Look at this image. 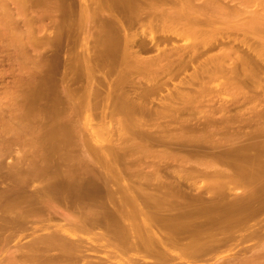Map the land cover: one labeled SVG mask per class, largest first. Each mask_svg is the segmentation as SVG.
<instances>
[{
  "label": "rangeland",
  "instance_id": "obj_1",
  "mask_svg": "<svg viewBox=\"0 0 264 264\" xmlns=\"http://www.w3.org/2000/svg\"><path fill=\"white\" fill-rule=\"evenodd\" d=\"M113 4H114V0H0V119L3 120V122L0 121V135H1L0 140H2V142L0 141V147H1L0 148V165H1L0 170L2 169L0 171V192L7 195V196H5L3 194V196H2V193H0V195H1V197H0L1 202L0 203H2V205L0 206V225H1L0 226V238H1L0 242L1 241L2 242L0 244H2V243H3V245L6 243L8 244L4 249L0 248L2 250V255L0 256V258L5 262H7V259H6L7 255H8L7 252H9L11 250L10 248H14L17 244L18 245L20 243L22 244V243L26 242L27 240H29L30 238H34L36 236L46 234L47 232H49L50 230H52L54 228V227H51L54 224L55 225L62 224L63 225L62 229L66 230L68 232H72V231H69L71 229L70 226L73 229L75 228L73 226V224L72 225L70 223L65 224L63 218L60 217V215H58L57 213L53 212L54 209L52 208V205L50 203L51 200L49 199V201H48V198L51 197V199H52V198L61 197V195H63V193H61V195H60L58 193H60L61 191H58V193L56 191H54V194L57 193L58 195L56 194L53 196V192L52 191L49 192L52 188H53V190L65 189V190H62V192L65 191L64 194H66V192H68L69 197H71L73 194L72 197H73V199H75L76 197H79V196L82 197V194L84 192H87V191H88V193L90 192L89 194H91V193L95 194L96 193L95 196H98V194H99V192L103 186V189L101 191L105 192V190H107L109 192V194L111 193V196H112V194H113V196L116 195L115 200H113L114 197H112V200L115 202L117 201V203H113V201L112 200L111 201H112L113 205L117 204L115 206H117V209L119 208L118 211L120 214H118V215H119L120 219L122 217L124 218L125 216H126L125 218H127L129 216L131 217V216H133V213H135L134 217L136 218L138 215V218L136 220H139V218L141 219V214H138L139 212H137V211H139V210L134 208L131 205V203H129L128 194H127L128 192L125 190L127 188L128 184L132 185L134 183L133 185L135 186V189L137 190L136 187L141 185L140 182L142 183L141 186H146V185L154 186V185H156L155 183L159 184L160 181H158V179H160V178H163L161 180L164 184H166L167 182H170V181L175 183L176 179H178V177H179V180H177V181H179V182L182 181L180 183H181V185L183 183V185H182L183 189L182 190L185 189V191H183L184 193H186V194H191V193L197 194L198 193L200 195L202 194V195L206 196V198H207L211 192L210 190H212V188H213L212 186H214V183H215V185H217L216 184L217 182L214 181L213 183L211 182V184H210V179L209 178L206 179L205 178L206 176H204V174L201 173V171L205 169V166H206L205 170H209V169L211 170V169L217 167V165H220V164H217L219 162L217 159H215L216 157L214 159L217 160V162L214 159H212L213 158L212 156H209V155L205 156V154L203 153L205 151L207 153L209 150L212 149V147L208 146L209 141L210 140L216 141L217 138L218 139L220 138L219 139L220 141H218V142L222 141L224 144H226V143L232 144V142L233 143L238 142L241 144L242 143L247 144L250 141H253L255 136H257L261 133H262L263 139H264V129H263V127H264V93L261 92L260 93V94H262L261 96L251 97V92L253 93V90L251 89L250 81L246 82L247 86H244L245 83L242 85L240 84L239 88L243 86L242 87V89L244 91L243 92L242 89L239 90V88H238L239 84L234 86V84H230L229 82H227V80H229V79H226V78H228V76L227 75L224 76L225 74L223 72L222 73L224 75L221 73L222 76H220L221 75L220 74L219 76L217 75L213 79H209L208 74H202V75L200 74L202 76L201 78L198 75V78H200L199 80L198 79H194V80L189 79V75L194 71H202L205 69L212 70L214 68L213 67V64H214L213 60H214V62L218 61L217 63H220L221 65L223 63L222 67L225 68L226 70L228 69V71H230L232 66L239 65V64H241V66H242L247 61L253 59L254 54L250 50L245 49L244 47H241L240 45L237 44V41L241 37V34H239V38H237V41L235 43L233 42L234 37H236L235 32H234L235 34L233 32H231L230 35L226 33L225 36L229 35V37L225 38L223 40V38L220 35L225 30L222 29L223 27H222V25H220L219 30L220 29H222V30L216 34L217 38H216V41L214 42L215 43L214 47L211 49H207V50H201L197 56L192 57L191 62H189L188 59H186V62L188 63L187 66L185 68L178 69V70H180L178 72V70L176 68L177 66H175L176 62H178L180 55H182V53L184 51H185V54L183 55V57H186L187 56L186 51H188L189 49L192 50V46L195 45V40L193 41L194 37L192 35H190L189 33H183L182 34L183 36L181 35V33H178L181 31L180 28L178 29V27H180L178 25L180 22H178V24L176 22V24L178 25V27L177 26L175 27L176 30H178V31H176L178 33L177 37H174L175 35H173L172 30L168 31V30H170V28H168V27H171L173 22L172 23L165 22V25L167 26V30H165L162 33L160 28H161V23H163V22H160L159 18L158 19L156 18L158 20V22H156V20L154 19L155 22H152V23L156 24L155 25L156 27L153 25V29L155 28V30H156V34H155L156 38L161 39L160 44H159L160 47L165 48L164 55L166 56V59L163 60L162 62H159V64L161 63L160 65L154 64L152 66L153 68H151L150 70H147V68H146V70H142V71H144V73L142 71H139L142 74L138 73L140 75L137 74V76L135 74L136 71L138 72V69H135L136 66H134V65L128 66L126 68L128 70L127 75L124 77V79L120 80L119 79L120 77H117V74H116L117 73L116 71H118V70H112L111 72H107L103 67L104 64L102 65V63H100L101 61H99V59L102 56H104V55L106 56V55L111 54V52L114 48V42L117 38H118L117 40H119V43L118 42H115V43L118 44L119 46L121 45L120 42H122V40H125V38H127L128 36L130 38H132L135 41L132 52H134L136 49H138V45L141 46V44H144L147 50L140 52L141 53L140 55L146 59H156L157 52L155 51V49L152 48V45L149 42V36H150L149 33L147 31H144L145 25L147 26L146 29L149 28L147 25L149 22H147L145 20L146 18L142 19L143 22H136L135 24H134V22H128V20L130 19L129 18V16H130L129 7H127L124 2H123V6L119 7L121 10V17L124 21L121 23L124 26H126L128 29H127V32H125V34H126L125 35L124 30L120 26H118L119 32L121 33V35H119L120 33H117L116 22H110V14L113 11L112 8L114 7ZM158 26H159V28H158ZM209 28H210V26L205 25L203 27V30H206V29L209 30ZM120 38H122V40H120ZM173 46H175L176 49H178V50H177V52L170 53L169 49H171V47H173ZM257 52H258V54H260L264 57V51L261 48H258ZM228 54H231V56ZM223 55L226 56L227 59L225 57H224V59H222ZM28 56L31 57V58L29 57V60L26 59V57H28ZM38 56L40 57L39 60H38ZM84 56L85 57L87 56L89 59V62H90V67H88V70H87V66L85 69V65H84V61H83ZM167 56H168V58H167ZM233 56H235V57H233ZM34 57H35V59H37L36 61H35ZM169 58L175 64L174 65L175 68L173 67V69H174L173 71L177 70L178 73L175 72L176 75L170 76V74H172V73L174 74V72L169 73L167 71L168 66H169L168 62L170 61V60H168ZM31 59H33L34 61ZM225 59H226V61H229V65H228V62L224 61ZM67 60L70 61L69 66H70L71 76H66V75H68V72H67L68 70L67 69L64 70V68H63L64 63ZM230 60H231V62H230ZM232 61H233V63H232ZM131 67H134V68H131ZM130 69H131V71H130ZM132 69H134V70L132 71ZM239 69L240 68H238L237 72L240 74L242 72L239 71ZM129 71H130V73H128ZM64 72L66 75L64 74ZM133 72H135V73H133ZM151 72L158 73L159 76H161L158 79L159 83L158 82L149 83V82L145 81L144 78L147 75H149V73H151ZM86 74L88 75V79H87L88 82L85 79ZM130 74H133L134 77ZM129 75H130L131 80L129 79ZM60 76H61V78H59ZM119 76H120V74H119ZM127 76H128V78H127ZM169 76L171 77V79ZM63 77H64V81H63ZM132 78H134L135 81ZM60 79H62V81L64 82V85H65V83H67L66 85L68 86L70 93L72 91V93L75 94V96L78 95L77 97H75V96H72L73 94H71L73 102H74V100L76 101L75 102L76 105L72 109L74 111H76L77 113L80 111V113L77 114V115H79V117L76 115L77 118L72 117L74 113L71 114L72 115L71 117L73 118V119L71 118V120H70V121H72V125H70L71 127L66 128L63 125L62 121L61 120H60L61 122L59 121L60 118H66L64 116L65 114L62 115V113H64V112H61V111H63V110H61V111L59 110V109H62L63 107H61L59 105L60 100L58 98H55L54 103L58 100L59 104H57V105L61 107V108L60 107L58 108V106H56L58 109H56V107H55V110H59L57 112H59V113L61 112V114L60 115L58 114V116H57V118L60 116L58 119H56L58 122L57 124L59 125L61 123L62 125H60V127H59V126H57V124L55 122L51 121V124L50 123L49 124L52 128L50 127L51 131L49 132V130H47L45 128V127L49 128L48 126H46V124H47L46 123L45 127H44V125L42 127L43 128L42 132L43 131L45 132V134H44L45 137H44L42 132H41V136L40 137L38 136L39 139L42 138V136L44 138H46V135H47L46 132L47 131L49 133V135H48L49 138H51V136H53V138H52L53 141H52V139H48V138L46 141V139L43 138V140L39 142V139H38L40 146H42L39 149L40 153L42 154V150H43L47 153V155H49V156L51 155V157H54L53 160L50 159L51 162L49 163L48 158H51V157L47 156L46 154H42L44 158H45V156L47 157V161L41 159L42 155L39 152H36V148L34 149L32 146L35 144L32 143L31 141H29L30 139H32L31 138L32 135H30L28 133L29 131L27 129V125H26L27 123L25 122V120L34 117V116H32V114L27 109V108L32 107V106L34 108L38 106L37 108L41 109V111H40L41 114L44 112V113H47L49 115V113L46 111L52 110L51 107H49V106H51L53 104L51 103L49 105V103L52 102L53 100L51 97H49V99L51 98L52 101L50 100V102H48L49 99L47 98V101H45L44 100L45 97H44L43 98L44 104L47 103L49 106L47 104L44 105L42 100H41L42 98H40V97L44 96L42 94L45 93L44 90L46 91V88L43 91H41V90H42V88H44L46 86L49 89L53 88V90H54V86L58 87V84L63 83L62 81L61 82L59 81ZM187 79L190 82V84L186 83V82H188ZM206 79H209V80L207 81ZM203 80L205 81V83L204 82L201 83ZM58 82H60V83H58ZM180 82H184V83L182 84ZM226 83H227V85H225ZM237 83H239V82H237ZM38 85H40V86H38ZM62 85H59L60 88L62 87ZM35 86L37 87V89L38 88L39 89L37 91H35V93H34L33 89L35 88ZM249 86H250V89H249ZM63 87H65V86H63ZM63 87H62V89H63ZM152 87H156L157 90L149 92L150 91L149 89H151ZM197 87H199L200 89ZM48 88H47L46 93H48V95H49V91H48L49 89ZM188 88H190V89H188ZM192 88L195 89V91H194L195 93L194 92L191 93L190 90H193ZM201 88L203 90H201ZM205 88H207V89H205ZM14 89L16 92L14 91ZM58 89H59V87H58ZM118 89H119V91H118ZM236 89H237V91H236ZM35 90H36V88H35ZM39 90L41 91L40 94L42 96L39 94V92H38ZM95 90L99 91L98 95L94 94ZM205 90H207V91L205 92ZM54 91H57V89H55ZM182 91L183 92L187 91L189 94H196V97L193 98L194 100L192 99V101L189 103L190 105L187 104L188 102L185 99L186 97L185 98L184 97H178L177 98L178 100L175 99L177 94L182 92ZM89 92H92L93 94L91 93L89 96ZM115 92H116L115 95L121 94L122 92L129 93L130 97L135 99L134 101H137V102L143 101L144 104L148 107V109H150V111L154 114H156L157 112H163L165 114H168V115H164L165 116L164 118L163 117H157L156 118L155 116H153L152 117V124H153L154 128H157L160 124L159 128H157V129H161V127H163V129L165 128L167 133L171 134V136H170L171 140H169V141L172 142V146L173 145L176 146V147L173 146V148L168 147V150H170V151L173 150L172 151V157H169L171 159H167L166 158L167 156H165V157L162 155H161V157L158 156L161 154L162 149L165 150L166 147H164L160 144L157 145L156 143H154L155 140H154V142H151V141H153L152 139H154L156 137V135H155V137L151 136L153 138H151L150 136L144 137V135L137 136L138 134L132 135L130 133V132H132V130L131 131L127 130L126 131L127 133H125V131H123V129H122V125L117 120L118 117L117 118L113 117V119H111L110 121H109V117L106 118L105 112H108L109 109H112V107H113V104H112L113 101L110 98L107 99L108 98L107 94L112 93L114 95ZM51 93H52V91H51ZM51 93H50V96H51ZM58 93H59V91H58ZM86 93H88L89 98L87 97V99L84 100ZM38 94L40 95V97H38ZM34 95H35V97L37 96L38 98H35ZM83 95H85V96H83ZM198 95H200V98ZM58 97H60V96H58ZM82 97L84 99H82ZM235 97H237L238 99ZM63 98H60V99H62V101H63ZM198 98H199V100H198ZM251 98H253V99H251ZM38 99L41 100L40 102H42V103H39ZM78 99L80 100L81 104L79 103ZM105 99H107L108 101ZM77 100H78L79 105H77L78 104ZM159 100H161L162 103H160ZM34 101H35V104H37L36 106L33 103ZM96 101H97V103H96ZM104 101H107V104L109 105L110 108H108V105L106 104V102H105V106H104ZM200 101H201V103H200ZM99 102H100V104H99ZM109 102H111V103L109 104ZM46 105L48 106L49 109L47 108ZM73 105H74V103H73ZM94 105H96V106H94ZM97 105H99L98 107H100V108H98ZM177 105H179V106H177ZM185 105H186V107H185ZM54 106L55 105H53V108H54ZM43 107L47 108L48 110L44 109ZM184 107H185V110L183 112H180L177 114L174 113V111L180 110ZM32 108H29L31 110V112L32 111L35 112L34 111L35 109L34 108L32 109ZM43 109L46 111H42ZM55 110L53 112L51 111V113L56 112ZM81 110H83L85 112L88 111V113H90L93 117L91 116L90 117L91 119L89 118L88 120H84V118L82 117L83 111H81ZM93 110H95V112L99 115V117L95 115V112L93 113ZM26 111H28V113H30L28 115L29 116L28 118L26 117L27 116ZM24 113L26 114V116H24ZM44 113H43V115H44ZM259 114H261L262 118L259 116ZM48 115H47V117H49ZM100 115L102 116V118L100 117ZM22 116L24 117L25 120H22L23 119ZM30 116H32V117H30ZM172 117H173V119H172ZM82 118H83V121H82ZM103 118H105V119H103ZM158 118H160V119H158ZM161 118H163V119H161ZM6 119H9V120H6ZM18 119H19V122L22 121V123L17 122ZM67 119H68V117L66 119H62V120H64V123L66 122L68 125V123H70L68 121L70 118L68 120ZM259 119H260V121H258ZM102 120H104V121H102ZM163 120H166L167 122L163 121ZM168 120H170V121L168 122ZM207 120H208V122H205ZM225 120L229 121L228 124L231 123V125L234 127L226 124V127H224L222 130L219 131L220 133L217 132L219 122H222ZM52 122L55 123L56 125L55 124L54 125L57 127H55L52 124ZM211 122L212 123L214 122L216 124V128H214V129H216V133H212V134L209 133V132H211L210 130L212 129L211 126L209 128L203 127L207 123H211ZM258 122H261L263 127H261L262 125ZM169 123H171L170 124L171 126L170 125L168 126ZM200 123H202L203 125ZM256 124H258L261 128H259L258 125H256ZM190 125H192L191 128H190ZM17 126L19 128H17ZM237 126H238V128H241L242 126L243 127L241 130H238V134L235 135V131H236L235 128H237ZM255 126H257V127H255ZM54 128H55L56 132L54 130H52ZM228 128H230L232 130L229 131ZM129 129H131V128H129ZM195 129H197V131L198 130L201 131L202 134H201V132L199 134ZM208 129H210V130H208ZM252 129H253V131H252ZM40 130H39V132H40ZM206 130H208L209 132ZM17 131L19 133H21V135H23L22 137L26 136L25 138H29V136H30V139L26 140L25 138H22V141H21V135ZM213 131L215 132V130H213ZM2 132H4V133H2ZM5 132H6V134H5ZM39 132H38V134H40ZM122 132H124V133L122 134ZM242 132L245 133L246 136ZM247 132H248V134H247ZM25 133H28V134L26 135ZM16 134H18V135L16 136ZM50 134H53V135L50 136ZM54 134L56 135V137H55L56 141H54L55 140ZM81 135L84 136V138L86 139V143L84 142L85 140L82 139L83 137H81ZM219 135L221 137H218ZM36 136H34V137H36ZM206 136H207V138H206ZM224 136L225 137L227 136V137L225 138ZM12 137H15V138L17 137L20 139L14 138L15 140L12 141L13 140ZM68 137H70L71 141L68 140L69 139ZM172 137H174V139L176 138L175 140L173 139L175 142L172 140ZM223 137H224V139H223ZM61 138L62 139L65 138V139L61 141L60 140ZM79 139H80L81 144L78 143ZM177 139L180 141H178ZM9 140H11L10 145H8ZM33 140H34V138H33ZM48 140H51L52 143ZM207 140H208V143H206V145H205V142H207ZM224 140H227V141H224ZM43 141H44V143L50 142L51 144L50 143L43 144L42 143ZM183 141H185V142H183ZM24 142H27L28 146L31 144L29 147L31 148V146H32L33 150H35V151L30 150V148L27 147V145H24L25 144ZM82 142H83V144H82ZM68 143H70L69 144L70 146L68 145ZM11 144H14V145H11ZM52 144H53V146H52ZM59 144L62 145V148L60 147L61 149L58 147V146H60ZM77 144H78V146H77ZM79 144H80V146H79ZM231 144H229V145L232 146L233 144L232 145ZM258 144H255V145L258 146ZM23 145H24V147H23ZM48 145H49V147H47ZM200 145L202 146V149H203L204 145L206 146L207 149L204 147L205 149H203V150H205V151L201 152L202 149H200V150H197L200 153H197L196 149L198 147L201 148ZM235 145L237 146V144H235ZM230 146H226V148L224 147V149H223L224 152L229 151L228 153H230V152L233 153V152L237 151V150L236 151H234V150L238 149V147L234 148L236 146H234V145L232 147H230ZM256 146L253 147V149H251L252 147L251 148L247 147V148H249L248 152H246L247 148H246L245 152L249 153V154H252L253 152L258 153L261 150L259 147H261L262 145L260 144V146H258V148ZM25 147L27 149L29 148L30 151L27 149L25 150ZM53 147L55 149H53ZM79 147H81V148L83 147L82 150H84V152L86 150L87 155L85 154V156H83L84 152L82 151L83 152L82 153L81 150L79 149ZM177 147H178V149H177ZM179 147H181V148H179ZM227 147H229L228 149H230V148H232V149L228 150ZM184 148H187V150L186 149L184 150ZM49 149H51V150H49ZM68 149H69V151H68ZM242 149H241V151L245 150V148H242ZM21 150H22V153H21ZM179 150H181V153L179 152ZM188 150L192 151L193 155L191 152H188ZM218 150H222V149L220 148ZM27 151L31 154H29ZM32 151H33V153H32ZM59 151L64 153V157H63V154L60 153ZM67 151L69 152V154ZM34 152H36L38 154V156H40V158L35 156V155L34 156L37 157L38 159H41L42 161L37 160V158L34 159L35 157L33 156V154H36ZM18 153H21V154H18ZM26 153H27V159L25 158ZM76 153H77V155H76ZM154 153L158 154L155 157H158L161 159L157 160V158L155 159V157H152L155 155ZM201 153H203L204 155ZM262 153L264 154V152H262ZM28 154L30 156L32 155L31 156L32 158ZM58 154H59V156H58ZM67 154L68 155L72 154L71 155L72 159L70 157L67 158ZM149 154H152V155L150 156ZM181 154L183 155V157ZM189 154L193 157H190ZM198 154L201 157L198 156ZM1 155H2V157H1ZM16 155H17V157H16ZM73 155H74V157H73ZM60 156H62L61 158H67L68 160H65V159H64L65 161L62 159L59 160ZM177 157H178V159H177ZM208 157H209V159H208ZM55 158H56V160H54ZM80 158H82V159H80ZM183 158L187 162H185ZM31 159H33V160H31ZM78 159H80V161ZM162 159H164L165 161L167 160L166 162H167L168 166H167V168L163 167L162 169H164V170L161 169L162 171L159 170V174H160V172L162 174L163 172H165V169H168V170H166V171H168L167 174H166V172H165V174L163 173L164 174L163 176H166L165 180L167 179V181L164 180L163 176L161 177V174L159 177H157L158 175L155 176L151 172L148 173V171H150V169L152 168L151 165L154 163L157 165L161 164V162L157 163V161L159 162ZM53 161L55 164L53 163ZM57 161H58V163H57ZM66 161H68V162H66ZM15 162L18 164H16ZM68 163H71L72 165L71 164L68 165ZM38 164H39V166H38ZM42 164H43V166H42ZM58 164L60 166H57ZM64 164H65V168H66V165L69 167L71 166L70 170H69V167L66 168V169H68V172L70 173L69 175L67 174L68 173L67 170L65 171V168L63 167ZM129 164H131V165H129ZM162 164H164V163H162ZM212 164H213V167H212ZM45 166H46V168H44ZM48 166L51 168H48ZM53 166L56 167V170L54 169ZM87 166L88 167L91 166V167L88 168ZM126 166H128V167H126ZM18 167H20L21 169ZM77 167H78V169H77ZM81 167H83V168L86 167L89 169V171H88V169L87 170L85 169L87 171L86 172ZM149 167H151V168H149ZM60 168H61V170H60ZM98 168L99 169L102 168V170L100 172H98L97 171ZM116 168L119 169L121 174L119 171H116ZM180 168L182 169V171L181 170L180 171L183 173L185 170L187 171L190 168L192 170V172H191L192 175H194V173H195L194 177H192L191 174H188L187 175L188 178H187L186 175L181 173L180 171L178 173V171H176V170H179ZM14 169H15V171H14ZM81 169H82V171H81ZM94 169H96L97 173L95 172ZM103 169H105V171ZM127 169H132V170L134 169L133 170L134 173L132 171V174H131V171L129 172V170H127ZM198 169H200V170H198ZM91 170H94V171H91ZM137 170L140 172H138ZM191 170H189V173ZM43 171H44V173H43ZM60 171H62V172H60ZM106 171H107V174H106ZM173 171H176L178 176L176 175V173L174 176L172 173ZM193 171H194V173H193ZM51 172H52V174H50ZM64 172H67V173H65L66 175L63 174ZM135 172L138 174H136ZM170 172L172 174H169ZM196 172H197L198 176H196L197 175ZM16 173H19V174H16ZM28 173H29V175H28ZM54 173L56 174V176ZM115 173H117V174L115 175ZM144 173H145V175H144ZM186 173H188V172H186ZM199 173H201V176ZM42 174H44V175H42ZM104 174H106L108 176H105ZM202 174H203V177H202ZM17 175L19 177H17ZM31 175H32V177H31ZM167 175L169 176L168 178H167ZM190 175L193 179L190 177ZM104 176L106 177V181H105ZM109 176H111V177H109ZM176 176H177V178H176ZM183 176H185L187 179H184ZM107 177L111 178L113 181L111 179H108ZM153 177H157L158 179L157 178L154 179ZM150 178L152 181L150 180ZM22 180H24L25 182L24 181L21 182ZM118 180H120V181H118ZM130 180H132V181H130ZM146 180H149V181H147V184H146ZM103 181H104V183H103ZM109 181H110V183L112 182V185L114 187L108 186ZM143 181H145V182H143ZM206 181L209 183H207ZM211 181H212V179H211ZM28 182L30 185L28 184ZM149 182L153 183L154 185L150 184ZM179 182H177V183H179ZM1 183H4V184L1 185ZM19 183H21V185ZM23 183H25V184H23ZM106 183L108 185H106ZM116 183H117V186H119L120 188L119 187L117 188ZM121 183L125 184L126 188L125 187L122 188L124 185H122ZM138 184H140V185H138ZM206 184H207L208 188L210 187L209 189L207 188V186H205ZM55 185L57 187H55ZM20 186H21V188H20ZM41 186L47 188V191L50 188L48 193H47L46 189L44 191V189H42ZM61 186H63V187H61ZM107 186L110 189H108ZM203 186H205V187H203ZM33 187L35 188L34 191L31 190V189H33ZM36 187H38L37 190H36ZM111 188H115V189H113V191H116V192H113ZM231 188H234L232 190V193L230 192L231 195L233 193L235 195L241 191V189H240L241 187H236L237 189H235V187H231ZM119 189L121 191L123 189L124 190L121 192V191H119ZM21 190L22 191L25 190V191L22 192ZM41 190H42V192L44 191V193H42L43 195L40 198ZM31 191H32V193H31ZM80 191H81V194L80 193L76 194ZM117 192H118V195H120L119 193L122 194L123 192H125L126 194L124 193L125 195L122 194L120 196H117V194H116ZM22 193H24V194H22ZM33 193H34V196H33ZM88 193L83 194V196L89 195ZM102 193L103 192H100V194H102ZM10 194H12V195H10ZM44 194H46V196H45L46 198L44 197ZM93 194H91V196ZM38 196H39V198H38ZM123 196L124 197L127 196V197L123 198ZM118 197H120V198H118ZM3 198L5 201L3 200ZM6 199H8L9 202ZM44 199L46 201V204H45ZM118 199H120V200L118 201ZM126 199L128 201H126ZM2 200L5 203V205H3L4 203L2 202ZM35 200L36 201H38V200L43 201L44 204L43 205L41 204V205L45 209H43L42 206H40V204H38L41 201L40 202L38 201L37 203H35L36 202ZM47 201L50 204L47 205ZM6 202H7L8 206L6 205ZM16 202H18V203H16ZM123 203H124V205H123ZM127 203H128V205H127ZM17 204H18V206H16ZM35 204H37V205H35ZM54 205H56V203ZM49 206H50V209L48 208ZM60 206L62 207L63 205L58 203L57 209H59ZM7 207H9V208H7ZM124 207H125V209H123ZM38 208L40 210H42L43 212L39 211ZM130 208H133V209L131 210ZM19 209L22 211H20ZM36 209H38V210H36ZM127 209H129V211H127ZM5 210L7 212H4ZM30 210H33V211L36 210V212H32L30 214L24 213V212L30 211ZM82 210H83V208H82ZM85 210L87 213V208H84V212H85ZM124 210H126V211H124ZM17 211L18 212L20 211V212L16 213ZM37 211H39L40 214L44 213L43 215H47L46 214L47 211L51 212L52 213L51 216L53 215V217L50 221L49 220L48 221L36 220L35 218H28V220L33 219L30 224L25 225L26 228L29 226L28 229L24 228V225H21V228H19L18 226H20V225L17 226V224H19L20 221L16 224L17 221L12 219V217H15L16 215L20 216V214L35 217V216L40 215V214H38L39 212H37ZM59 211H60V209H59ZM61 211H62V208H61ZM88 211H91V209L89 208ZM122 214H123V216H122ZM251 223H252V220L250 222L248 221V224H251ZM20 224H22V223H20ZM78 224H80V223H78ZM206 224H208V223H206ZM206 224H204V226H206ZM219 224L221 225L220 221H218V224L215 223L214 228L218 227ZM13 225H15V226H13ZM259 225L264 226V220ZM47 227H50V229L49 228L47 229ZM254 227H257V226H254ZM13 230H14V232H12ZM19 230H20V232H19ZM64 230H60L58 228L59 232L64 231ZM73 231L76 232L75 230H73ZM93 231H98V229H96V230L93 229ZM77 232H79V231L77 230ZM235 232H233L232 234L230 232H229V234L228 233L226 234V236L228 237V240H230V241L227 240L228 244H231L234 241L233 239L238 234L241 233V230L240 231L237 230V232L236 233ZM262 232H264V230H262ZM2 233H3V235H2ZM6 234H8V236H6ZM9 234H11V235H9ZM13 234H14L15 238L12 237ZM15 234L17 235V237L15 236ZM79 234L81 235V237H83V235H84L83 239H88L89 235L83 234V233H78V235ZM260 234L258 233V235H260ZM85 235H87V236H85ZM4 236H6V238L10 236L12 238V240H13V238H14V240L11 241V238L9 237V240L11 242L8 239H7V241H5L6 239L3 238ZM232 236H234V238H231L232 239V241H231V239H229V238ZM251 237H253V236H250L249 239L246 237L245 240L242 238L243 241L241 240L240 244H237V242H240V240L239 239L236 240V238H235V240H236V241H234L235 244L234 245L232 244L233 246H230L233 249L228 248L227 243L226 244L224 243L226 246L223 244H221L222 246L219 245V247H217L218 251L215 252L216 254H214V258H212V260H209L208 264H216L215 262H217L220 258L221 259L222 258L227 259V258H229L230 255L235 254L236 251H238L239 249H243L242 247L246 248V247L255 246V245L259 246V244L264 245L263 244V242H264L263 238H262V240H259V239H256L254 237L253 238H251ZM185 239L186 238H184V239L182 238L183 241L181 239H180V241L186 242L187 239L186 240ZM3 240L6 243H4ZM223 241H224V239H223ZM99 243H97V244H99ZM94 245H96V244H94ZM10 246H12V247H10ZM86 246H90L92 248L91 245H86ZM97 247L99 248L98 245H97ZM51 251L54 252V250H51ZM51 251H50V253H52ZM98 251L102 252L101 249ZM105 252L108 253V251H105ZM2 256L3 257L6 256V257L2 258ZM100 256H102V258H103L104 255L100 254ZM198 257H200V256H198ZM198 257L193 256V258H192L194 261L193 264H201V262L197 261V260L201 259L203 257L202 256L200 258H198ZM92 258H94V257L92 256ZM116 259H118V258L116 257ZM189 259H191V257ZM78 262H80V261H78ZM1 264H6V263L2 262ZM113 264H118V263L113 262Z\"/></svg>",
  "mask_w": 264,
  "mask_h": 264
},
{
  "label": "bare ground",
  "instance_id": "obj_2",
  "mask_svg": "<svg viewBox=\"0 0 264 264\" xmlns=\"http://www.w3.org/2000/svg\"><path fill=\"white\" fill-rule=\"evenodd\" d=\"M123 2L126 4L127 7H129V13H130L129 18L130 19L128 20V22H134V24H135L136 22H143L142 19H145V18H146L145 20L147 22H149L147 24L149 28L146 29L147 26L145 25L144 26V31H147L149 33V35H150L149 36V42L152 45V48L155 49V51L157 52V56H156V59H146V58H144V57H142L140 55L141 54L140 52L147 50L144 44H141V46L138 45V49H136L134 52H132V49H133V46H134V43H135V41L132 38H130L129 36L127 38H125V40H122V38H120V40H122V42H120V44H121L120 46L115 43V42L119 43V40H117L118 39L117 38L115 40V42H114V48H113L111 54L110 55H106V56L104 55V56H102L99 59V61H101L100 63H102V65L103 64L105 65V66L103 65V67H104V69L107 72H111L112 70H118V71H116L117 72L116 73L117 77H120L119 79L122 80L127 75V71L128 70L126 68L128 66L134 65V66L137 67V68L135 67V69H138V72L136 70H135L136 73L133 72L137 76V74L140 73L139 71L146 70V68H147V70H150L151 68H153L152 66L154 64H159V62H162L163 60L166 59V56L164 55L165 48H161L160 47L159 44H160L161 39H157L156 38V36H155L156 30H155V28L153 29V25L155 26L156 24H153L152 22H155L154 19L156 20V22H158L157 19L159 18L160 22H163V23H161V28H160L162 33L165 30H167V26L165 25V22H170V23L173 22L171 27H168V28H170V30H168V31L172 30L173 35H175L174 37H177L178 33H181V35L183 33H189L190 35H192L194 37L193 41L195 40V45L192 46V50L189 49L188 51H186V54H187L186 57H183V55L185 54V51H184L182 53V55H180L178 62H176V65L174 64V62H172L170 60V58L168 59L170 61L168 62L169 66H168L167 71L169 73L170 72H174V74L172 73V74H170V76L176 75L175 72H177L178 69L185 68L187 66L188 63L186 62V59H188V61L191 62L192 57L193 56H197L200 53L201 50H207V49L213 48L214 44H215L214 42L216 41V38H217L216 34L219 33V31H221L222 29H224L225 31H223L222 34L220 35L223 38V40L225 38H228L231 32H233V33L235 32L236 34L235 33L234 34L236 35V37H234V40H233V42L235 43L237 41V38H239V34H241V37L237 41V44L240 45L241 47H244L245 49L250 50L254 54L253 55L254 58L249 60V61H247L242 66H241V64L232 66L230 71H228V69L226 70L225 68L222 67L223 63L221 65L220 63H217L218 61L217 62L215 61L216 62L215 63L214 60H213V63H214L213 67L214 68L212 70L205 69V70H202V71H194V72H192L189 75V79H191V80L198 79L199 80L202 77L201 76L202 74H208L209 79H213L214 77H216L217 75L219 76L223 72L225 74L224 75L222 73L224 76H226V75L228 76V78H226V79H229V80H227V82H229L230 84H234V86L239 84L238 88H239L240 84L242 85L244 83H245L244 86H247L246 82L250 81L251 89L253 90V93L250 91L251 92V97H253V96L254 97L261 96L262 94H260V93L261 92L264 93V82H263L264 81V57L262 55L258 54V52H257L258 48H261L264 51V0H114V4H113L114 7L112 8L113 11L110 14V22H116V24H117L116 25L117 33H120L119 32V28H118V26H120L124 30V34H125V32H127L128 28L121 23V22H124V21H123V19L121 17V10L119 8V7L123 6ZM176 22H177V24H178V22H180L178 24L180 27H178ZM205 25L210 26L209 30L208 29L203 30V27ZM220 25H222L223 28L219 30V26ZM176 26L178 27V29L180 28V30H181L178 33L176 32V31H178L175 28ZM158 28H159V26H158ZM226 33L229 34V35L225 36ZM119 35H121V33ZM169 50H170V53H172V52H177L178 49H176V47L173 46ZM228 55L231 56V54H228ZM29 57L30 56L26 57V59L29 60ZM224 57L226 58V56L223 55L222 59H224ZM233 57H235V56H233ZM167 58H168V56H167ZM34 59H35V57H34ZM39 59H40V57L38 56V60ZM226 59L224 61H226ZM31 60H33V59H31ZM36 60L37 59H35V61ZM83 61H84L85 69H86V66H87V70H88V67H90V62H89L88 57L84 56V60ZM226 62H228V65H229V61H226ZM230 62H231V60H230ZM232 63H233V61H232ZM69 65H70V61L67 60L64 63V66H63L64 70H66V69L68 70L67 71L68 75H66L65 72H64V74L66 76H71L70 66ZM174 65L177 66L176 67L177 70L175 69L176 71H173L174 70L173 67L175 68ZM131 68H134V67H131ZM238 68H240L239 71L242 72V73H240L241 75L237 72ZM133 70L134 69H132V71ZM130 71H131V69H130ZM130 71L128 73H130ZM179 71L180 70H178V72ZM142 72L144 73V71H142ZM119 74H120V76H119ZM140 74H142V73H140ZM140 74H138V75H140ZM222 74L220 76H222ZM130 75L133 76V74H130ZM130 75H129V79H130ZM198 75L200 76V78H198ZM160 77L161 76H159L158 73L151 72L144 79H145V81H147L149 83H152V82L156 83V82H158V79ZM59 78H61V76ZM127 78H128V76H127ZM85 79L87 81V79H88V75L87 74L85 75ZM132 79H134V78H132ZM170 79H171V77H170ZM209 79H206V80L208 81ZM59 81L61 82L62 79H60ZM63 81H64V77H63ZM134 81H135V79H134ZM187 81H188V79H187ZM60 82H58V83H60ZM203 82L205 83L204 80L201 83H203ZM237 82H239V83H237ZM180 83L183 84L184 82H180ZM186 83L190 84L189 81L186 82ZM62 84H58V87H59L60 90L58 89V87L54 86V90L57 89V91H54L53 88L49 89L46 85H45L46 87L43 86L44 88L41 87L42 88L41 91H43L45 88H46V91H47V88H48L49 89L48 90L49 91V95L44 90L45 93L42 94L44 96L40 97L41 91L39 90L38 92H39L40 95L38 94V97L42 98L41 100H42L43 104H44V100L47 101V98L49 99V97H51L53 101L50 98L48 102H50V100H51L52 102H50L49 105L52 103L53 105H55L54 108H53V105L49 106L47 103H45V104H47L49 107H51L52 110L53 109L55 110V107L58 106L57 104H59L58 100L56 101L57 103L56 102L54 103L55 98H58L60 100V104L59 105L61 107H63V108L59 109V110L60 111L63 110V111H61V112H64V113H62V115L65 114L64 116L66 118L67 117H68V119L70 118L69 120L67 119L70 123H68L69 126L67 125L66 122L64 123V120H62V119H66V118H60L59 121L61 120L63 125L67 128V127H71L70 125H72V121H70L71 118L72 117L75 118L76 115L80 113V111L77 113L76 111H74L72 109L76 105V103H75L76 101L74 100V102H73V99L71 97V94H73V93H72V91L70 93V90H69L68 86L66 85L67 83H65V85H64V82H63ZM59 85H62V87L63 86H65V87H63V89H62V87L60 88ZM225 85H227V83ZM36 86H35L36 90H35V88L33 89L34 93H35V91H37L39 89V88L37 89ZM38 86H40V85H38ZM242 87H240L239 90L242 89ZM197 88H199V87H197ZM188 89H190V88H188ZM205 89H207V88H205ZM249 89H250V86H249ZM50 90L52 91V93H51ZM149 90H150L149 92L156 91L157 88L156 87H152ZM201 90H203V89L201 88ZM14 91H15V89H14ZM58 91H59V93H58ZM118 91H119V89H118ZM190 91L192 93V92L195 91V89L190 90ZM206 91L207 90H205V92ZM236 91H237V89H236ZM242 91H243V89H242ZM50 93H51V96H50ZM91 93L92 92H89V96H90ZM94 94L98 95L99 91L95 90ZM115 94H116V92L114 93V95L112 93L111 94L110 93L107 94V97H108L107 99L110 98L113 101V103H112L113 107H112V109H109V111L107 110L108 112H105L106 113L105 114L106 118L109 117V121H110L111 119H113V117L114 118L118 117L117 120L122 125V129H123V131H125V133H127L126 132L127 130L128 131L132 130V132H130L132 135L138 134L137 136L144 135V137H146V136L147 137H149V136L150 137L151 136L155 137V135H156L157 138L155 137L156 139L155 138L152 139L153 141H151V142H154V140H155L154 143H156L157 145L160 144V145L166 147V149L163 150L161 148L162 149L161 154L158 155V154L154 153L155 155L153 154L154 156H152V157H155L157 155L161 157V155H162L164 157L167 156L166 157L167 159H171L169 157H172V151L173 150L172 151L168 150V147L169 148L170 147L173 148V146H175V145L172 146V142L169 141V140H171V138H170L171 134L167 133V131L165 130V128L163 129V127H161V129H157V128H159L160 124H159V126L157 128H154L153 124H152V117L153 116H155L156 118L157 117H163L164 118L165 117L164 115H168V114H165L163 112H157L156 114L152 113L150 111V109H148V107L144 104L143 101H140L141 103L137 102V101H134L135 99L131 98L129 93H127V92H122L121 94H117V95H115ZM35 95H34V97H35ZM58 96H60V97H58ZM72 96H75V94H73ZM77 96H75V97H77ZM83 96H85V95H83ZM89 96H88V93H86L85 99L83 97H82V99L86 100L87 97L89 98ZM198 96L200 98V95H198ZM38 97L36 96L35 98H38ZM178 97H184V98L186 97L185 99L188 102L187 104H189L192 101V99L194 97H196V94H189L187 91L186 92L182 91V92L177 94L175 99H177ZM43 98H44V100H43ZM60 98H63L64 102ZM199 98H198V100H199ZM235 98H237V97H235ZM107 99H105V100H107ZM251 99H253V98H251ZM41 100H39L38 102L42 103V102H40ZM78 100H77V103H78ZM107 101H104V106H105V102L107 104ZM159 101H160V103H162L161 100H159ZM33 103L35 104V101ZM73 103H74V105H73ZM79 103L81 104L80 100H79ZM79 103L77 105H79ZM96 103H97V101H96ZM110 103L111 102H109V104ZM200 103H201V101H200ZM99 104H100V102H99ZM36 105L37 104H35V106ZM48 106H47V108H48ZM60 106H58V108ZM94 106H96V105H94ZM98 106L99 105H97V107ZM177 106H179V105H177ZM32 107H29V108H32ZM37 107H35V108L33 107L35 109L34 110L35 112H33V111L31 112V110L29 108H27L28 111L34 117L30 116L32 118L25 120L24 117L22 116L23 117L22 120H25V122L27 123L26 125H27V129L29 131L28 133L30 135H32L31 136L32 139H30V136H29V138H25L26 136L22 137L23 135H21V133H19L18 131L17 132L21 135V141H22V138H25L26 140L30 139L29 141H31L32 143L35 144V145H32L33 148L34 149L36 148V152L40 153L39 149L42 146H40L39 142L42 141L43 138L45 137V135H44L45 132L44 131L42 132L43 125L45 127V124L47 123L46 126H48L49 128H47V127H45V128L47 130H49V132H50L51 131V129H50L51 121H53V122H55L57 124L58 122H57L56 119H58L60 117L59 116L57 118L58 114L60 115L61 112L59 113V112H57L59 110H55L57 113L56 112L51 113L52 110L46 111L49 108L47 109V108L43 107L46 110L43 109L42 111H46V112L49 113V115H48L47 113L43 112L44 113V115H43V113L41 114V112H40L41 109L40 108L38 109ZM185 107H186V105H185ZM185 107L180 109V110L174 111V113L177 114V113L183 112L185 110ZM58 108L56 107V109H58ZM98 108H100V107H98ZM108 108H110L109 105H108ZM28 111H26L27 112V116L24 113V116H26L27 118L29 117L28 115L30 114V113H28ZM81 111H83V110H81ZM94 112H95V110H93V113ZM71 114H73V116ZM47 115L49 117H47ZM95 115L99 117V115L96 112H95ZM101 115H100V117L102 118ZM77 116L79 117V115H77ZM91 116L92 115L90 113H88V111L87 112H85V111L82 112V117L84 118V120H88ZM259 116L262 118L261 114H259ZM83 118H82V121H83ZM163 118H161V119H163ZM103 119H105V118H103ZM158 119H160V118H158ZM172 119H173V117H172ZM260 119L258 121H260ZM6 120H9V119H6ZM0 121L3 122L2 119H0ZM102 121H104V120H102ZM163 121H166V120H163ZM169 121L170 120H168V122ZM17 122H19V119H18ZM20 122L22 123V121H20ZM53 122H52V124L54 125L55 123H53ZM205 122H208V120L205 121ZM228 123H229V121H227V120L219 122L217 132H219L224 127H226V124H228ZM258 123H260L262 125L261 122H258ZM170 124L171 123H169L168 126ZM200 124H202V123H200ZM60 125H62V124L61 123L59 125L57 124V126H59V127H60ZM228 125H231V123L228 124ZM256 125H258V124H256ZM57 126H55V127H57ZM210 126H211L212 129L211 130L208 129V130H210L211 132H209L208 130H206V131H208L210 134L216 133V129H214V128H216V124L214 122L213 123L212 122L211 123H207L203 127L204 128H209ZM191 127H192V125H190V128ZM232 127H234V126H232ZM242 127L238 128V126H237V128H235L236 129L235 135L238 134V130H241ZM255 127H257V126H255ZM258 127L261 128V127H263V125L261 127L258 125ZM17 128H19V127L17 126ZM129 128H131V129H129ZM228 129H229V131L232 130L230 128H228ZM263 129H264V127H263ZM39 130H40V132H39ZM52 130L55 131V128L52 129ZM195 130L197 131V129H195ZM213 130H215V132ZM252 131H253V129H252ZM38 132L40 134H38ZM41 132L43 133L44 137L42 136V138H40L41 139L40 140L38 138V136L39 137L41 136ZM197 132L200 134L201 131L198 130ZM2 133H4V132H2ZM28 133H25V134L27 135ZM123 133L124 132H122V134ZM5 134H6V132H5ZM35 134L36 135L38 134V135L36 136ZM46 134H47L46 138H44V139H46V141H47V138L48 139H52L53 138V136H51L53 134H50L51 138H49L48 131L46 132ZM201 134H202V132H201ZM243 134L245 135V133H243ZM247 134H248V132H247ZM17 135L18 134H16V136ZM34 136H36V137H34ZM0 137H1V135H0ZM55 137H56V135L54 136V139H55ZM81 137H83L82 139L85 140L84 142L86 143V139L84 138V136L81 135ZM218 137H221V136L219 135ZM224 137H223V139H224ZM12 138H13L12 141H14L17 137L16 138L12 137ZM33 138H34V140H33ZM68 138H69L68 140L71 141L70 137H68ZM151 138H153V137H151ZM206 138H207V136H206ZM17 139H20V138H17ZM38 139H39V142H38ZM64 139L65 138H63V139L61 138L60 140L62 141ZM173 139H174V137H172V140ZM219 139L217 138L216 141L215 140H213V141L210 140L209 143H208V140H207V142H205V145H206V143H208L209 145L208 144L207 145L209 147H212L211 150H209V151L207 150L208 151L207 153H206L205 150H203V149L206 148L205 145L203 146V149H202L201 145H200L201 148L200 147H198L197 149L195 148L197 153H200L197 150L202 149L201 152L205 151V152H203L205 154V156L206 155L212 156L213 157V158L211 157L212 159H214L216 157L215 159H217L218 162H219L217 164H220V165H217V167L214 166L215 168H213L211 170L210 169L209 170H205L206 169V166H205V169L201 171V173H203L204 176H206L205 177L206 179L207 178L210 179V184H211V182L213 183L215 181V182H217L216 184L218 185L217 186L214 183V186H212L213 188L211 187L212 190H210L211 192H210V194L208 195L207 198H206V196H204L202 194H201L202 195L201 196L198 193L197 194H192V193L191 194H186V193H184L183 191H185V189L182 190L183 189V186H182L183 183H182V185L180 183L182 181H180V182L177 181V180H179V177H178V179H176L175 183L170 181V182H167L166 184H164L162 182L161 179H163V178L158 179L157 177H159L160 174H161V172L159 174V170H161L163 167L167 168V166H168V164L166 162L167 160L166 161L164 160L165 158L162 159L163 161L160 160L158 162L157 160L161 159V158H158V157H155V159L157 158V160H156L157 163L161 162V164L157 165L154 162H153L154 164H152V165L150 164L152 166V168L149 167L151 169H150V171H148V173L151 172L155 176L158 175L157 177H153V178L154 179L157 178L158 181H160L159 184L155 183L156 185H154L153 183L149 182L150 184H153L154 186H152V185H151L152 187L148 186V185L141 186L142 183L140 182L141 185L138 184L140 186L136 187L137 190H138L137 191L135 189V186L133 185L134 183L132 184L130 182L132 185L128 184L127 188L125 187V184L121 183L122 185H124L122 188L125 187L126 188L125 190L128 192L127 194H128L129 203H131V205L134 208L139 210V211H137V212H139L138 214H141V219L139 218V220H136L138 218V215H137L136 218L134 217L135 213H133V216H131V217L129 216L127 218H125L126 216L123 218L122 217L123 214H122L121 217L123 219L122 218L120 219V217L118 215V214H120L119 211H118L119 208L117 209V206H115L117 204L113 205V203H117V201L116 202L113 201V200H115L116 195L114 194L115 196H113V194H112V196H111V193L109 194V192L107 190H105V192L101 191L103 189L102 185H101L102 189L100 190V192H103L102 194H100V192H99V194L97 193L98 196H95L96 193L95 194L91 193V194H93L91 196V194H89L90 192L88 193V191H87V192H84L83 194H85V193L87 194L88 193L90 196L89 195H87V196L84 195L83 196V194H82V197H80V196L76 197V198L74 197L75 199H73V197H72L73 194L71 196L72 198L69 197L68 192H66V194H64L65 191L62 192V190H65V189H60V190L59 189H57V190L55 189V190H53V188H52L50 190V188H49L50 191L49 190L48 191L49 192L52 191L53 192V196L56 195L58 193V191H61L60 193H58L60 195H61V193H63V195H61V197H57L58 199L57 198H52L51 199V197L48 198V201H49V199L51 200L50 203L52 205V208L54 209L53 212L57 213L58 215H60V217L63 218L65 224L66 223H70L71 225L73 224V226L75 228L73 229L69 225L70 228H71L69 231H72V232H68V231L62 229V226H63L62 224H59V225H55L54 224V225L51 226V227H54V228L52 230H50L49 232H47L46 234L39 235V236H36L34 238H30L26 242H24L22 244L20 243L19 245L17 244L14 248H10L11 250L9 252H7L8 253L7 257L4 256V257H6L7 262L3 261L1 258L0 259L2 261L0 260V262L1 263L2 262L6 263V264H113V262H116L118 264H193V262H194L193 259H192L193 256L194 257L195 256H197V257L198 256H200V257L202 256L203 258L198 259L197 261H200L201 264H208V261L212 260V258H214V254H216L215 252L218 251L217 247H219V245L222 246L221 244H223V245H225L226 243L228 244V241H230V240H228V237L226 236V234L227 233L229 234V232L232 234L235 231L237 232V230H239V231L241 230V233L238 234L235 237L236 240L237 239L240 240V242H237V244H240L241 240L242 241H243V239L245 240L246 237L249 239L250 236H253L254 238L259 239V240H262V238L264 239V232H262V230H264V226H262L263 224L259 225L264 220V154L262 153V152H264L263 135L261 133V134L255 136L253 141H250L247 144L244 143L245 145L243 143L241 144V143H238V142L237 143H233L232 142V144L234 146H236L235 144H237V146L234 147V148L238 147V149L234 150V151H236V150L237 151L233 152V153L232 152L228 153L229 151L224 152V150H223L224 147L226 148V146H230L229 144H231V143L227 144L225 142L227 144L226 145L222 141L218 142V141H220ZM227 140H224V141H227ZM0 141L2 142V140H0ZM10 141L11 140H9V144L8 145H10ZM44 141L42 142L43 144H48V143L51 142V140H48V141H50L48 143H44ZM52 141H53V139H52ZM54 141H56V139ZM178 141H180V140H178ZM183 142H185V141H183ZM24 143H25L24 145L28 144L27 142H24ZM78 143L81 144L80 139H79ZM69 144L70 143H68V145ZM80 144H79V146H80ZM82 144H83V142H82ZM255 144H258V146H260V144H261L262 148L259 147L261 150L260 151L258 150L259 151V152L257 151L258 153H254V152L252 154L246 153V152H248L249 148L252 147L251 149H253V147L256 146ZM11 145H14V144H11ZM24 145H23V147H24ZM49 145L47 147H49ZM59 145L60 146H58V147L62 148V145L61 144H59ZM29 146L27 145V147H29ZM32 146H31V148L29 147L30 150H33ZM52 146H53V144H52ZM77 146H78V144H77ZM232 146H230V147H232ZM258 146H256V147L258 148ZM247 147H249V148H247ZM29 148L27 149L25 147V150L26 149L29 150ZM179 148H181V147H179ZM220 148L222 150H218ZM228 148L229 147H227V149ZM242 148H245V150L241 151ZM246 148H247V151H246ZM53 149H55V148L53 147ZM79 149L81 150V152L82 151L84 152V150H82L83 147L82 148L79 147ZM177 149H178V147H177ZM185 149L187 150V148H184V150ZM230 149H232V148H230ZM230 149H228V150H230ZM49 150H51V149H49ZM33 151H35V150H33ZM33 151H32V153H33ZM68 151H69V149H68ZM36 152H34V153H36ZM179 152L181 153V150H179ZM188 152L192 153V151H190V150H188ZM21 153H22V150H21ZM21 153H18V154H21ZM60 153H62L63 157H64V153L63 152H60ZM203 153H201V154H203ZM29 154H31V153H29ZM42 154H46L47 155V153L45 151H43V150H42ZM68 154H69V152H68ZM68 154H67V158L70 157L72 159V157H71L72 154H70V155H68ZM85 154L87 155L86 150H85L83 156H85ZM34 155L40 158V156H38L37 153L33 154V156ZM76 155H77V153H76ZM149 155L151 156L152 154H149ZM192 155H193V153H192ZM25 156L24 157L27 159V153H26ZM47 156H49V155H47ZM58 156H59V154H58ZM189 156L193 157L190 154H189ZM198 156H200V155L198 154ZM1 157H2V155H1ZM16 157H17V155H16ZM37 157H35L34 159H36ZM42 157H43V155H42ZM42 157H41V159L47 161V157L46 156H45V158L44 157L42 158ZM49 157H51V155ZM61 157L62 156H60L59 160L60 159L68 160L67 158H61ZM73 157H74V155H73ZM182 157H183V155H182ZM53 158L54 157L48 158V162L50 163L51 162L50 159L53 160ZM41 159L37 158V160H41ZM80 159H82V158H80ZM80 159H78V160L80 161ZM177 159H178V157H177ZM208 159H209V157H208ZM31 160H33V159H31ZM54 160H56V158ZM217 160H215V161L217 162ZM184 161H185V159H184ZM66 162H68V161H66ZM185 162H187V161H185ZM53 163H54V161H53ZM57 163H58V161H57ZM162 163H164V164H162ZM16 164H18V163H16ZM70 164L71 163H68V165H70ZM129 165H131V164H129ZM38 166H39V164H38ZM42 166H43V164H42ZM57 166H60V165L58 164ZM63 167L65 168V164H64ZM68 167L69 166L66 165V168H68ZM70 167H69V170H70ZM90 167L91 166H89L88 168H90ZM126 167H128V166H126ZM212 167H213V164H212ZM18 168H20V167H18ZM44 168H46V166ZM48 168H51V167L48 166ZM66 168H65V171L67 170V172H68V169H66ZM81 168H83V167H81ZM88 168L85 167L83 169L87 170ZM54 169L56 170V167H54ZM77 169H78V167H77ZM98 169H97L98 172H100L102 170V168H100L99 170ZM60 170H61V168H60ZM94 170L97 173L96 169H94ZM94 170H91V171H94ZM103 170L105 171V169H103ZM127 170H129V172L131 171V174H132V171L134 169L133 170L132 169H127ZM162 170H164V169H162ZM166 170H168V169H165V172L167 174L168 171H166ZM180 170L182 171L181 168L179 170H176V171H178V173H179ZM189 170H191V169L189 168ZM189 170H187V171L185 170L188 173H186L185 171H184V173L181 172V171L180 172L185 174L186 177H187L188 174L192 175V173H191L192 170L190 171V173H189ZM198 170H200V169H198ZM14 171H15V169H14ZM81 171H82V169H81ZM88 171H89V169H88ZM116 171H119V169L116 168ZM176 171L172 172L174 176H175V173L178 176ZM60 172H62V171H60ZM67 172H64L63 174L66 175L65 173H67ZM138 172H140V171H138ZM165 172H163V173L165 174ZM197 172H196V174H197ZM43 173H44V171H43ZM133 173H134V171H133ZM163 173L161 174V177L164 175ZM172 173L170 172L169 174H172ZM193 173H194V171H193ZM201 173H199L200 176H201ZM16 174H19V173H16ZM50 174H52V172ZM67 174L69 175L70 173L68 172ZM106 174H107V171H106ZM106 174H104V175L108 176ZM116 174L117 173H115V175ZM120 174H121V172H120ZM136 174H138V173H136ZM203 174H202V177H203ZM28 175H29V173H28ZM42 175H44V174H42ZM144 175H145V173H144ZM168 175H167V178L169 177ZM191 175H190V177H191ZM194 175H195V173H194ZM194 175H192V177H194ZM55 176H56V174H55ZM177 176H176V178H177ZM196 176H198V174ZM17 177H19V176L17 175ZM31 177H32V175H31ZM109 177H111V176H109ZM109 177H107V178L111 179ZM163 177H164V180H165L166 176H163ZM183 177H184V179L188 178V177L186 178L185 176H183ZM211 179H212V181H211ZM24 180H22L21 182H23ZM150 180H151V178H150ZM105 181H106V177H105ZM110 181H109V183L107 182L109 185L106 183V185H108L109 187L113 186L112 182L110 183ZM118 181H120V180H118ZM130 181H132V180H130ZM147 181H149V180H146V184H147ZM165 181H167V179ZM143 182H145V181H143ZM177 182H179V183H177ZM103 183H104V181H103ZM207 183H209V182H207ZM2 184H4V183H1V185ZM19 184L21 185V183H19ZM23 184H25V183H23ZM28 184H29V182H28ZM116 186H117V183H116ZM205 186H207V184ZM205 186H203V187H205ZM41 187H42V189H44V191H45V189L47 191V188H45L43 186H41ZM55 187H57V186L55 185ZM61 187H63V186H61ZM109 187H108V189H110ZM118 187L119 186H117V188ZM231 187H235V189H237L236 187H241L240 189H241V191L242 190L243 191L242 192L240 191L239 193H237L235 195H234V193L231 195L230 192L232 193V190L234 189V188H231ZM20 188H21V186H20ZM207 188H208V186H207ZM34 189L35 188L33 187V189H31V190L34 191ZM37 189H38V187H36V190ZM111 189L113 191V189H115V188H111ZM24 191H22V192H24ZM44 191L42 192V190H41L40 198L43 195L42 193H44ZM48 191H47V193H48ZM54 191H56L57 193L54 194ZM119 191H121V190L119 189ZM113 192H116V191H113ZM118 192L116 193L117 196H120L122 194L123 195L126 194L125 192H123L122 194L119 193L120 195H118ZM0 193H2V192H0ZM31 193H32V191H31ZM79 193L81 194V191L76 193V194H79ZM3 194L4 193H2V196H3ZM22 194H24V193H22ZM10 195H12V194H10ZM5 196H7V195H5ZM33 196H34V193H33ZM45 196H46V194H44V197ZM0 197H1V195H0ZM112 197H114L113 200H112ZM126 197L123 196V198H126ZM38 198H39V196H38ZM118 198H120V197H118ZM3 200H4V198H3ZM3 200H2V202H3ZM6 200L8 201V199H6ZM111 200L113 201V203H112ZM119 200L120 199H118V201ZM38 201H36L35 203H37ZM44 201H45V199H44ZM48 201H47V205L50 204V203H48ZM126 201H128V200L126 199ZM0 202H1V200H0ZM18 202H16V203H18ZM55 203H56V205H54ZM58 203L63 205L62 207L61 206L59 207L60 211H59V209H57V204ZM124 203H123V205H124ZM38 204H40V206H42L44 203H43V201H41ZM45 204H46V201H45ZM1 205H2V203H0V206ZM3 205H5V203ZM6 205H7V202H6ZM35 205H37V204H35ZM127 205H128V203H127ZM16 206H18V204ZM50 206L48 207L49 209H50ZM7 208H9V207H7ZM42 208H43V206H42ZM61 208H62V211H61ZM82 208H83V210H82ZM84 208H87V213H86V210L84 212ZM89 208L91 209V211H88ZM38 209H36V210H38ZM43 209H45V208H43ZM123 209H125V207ZM130 209L132 210L133 208H130ZM36 210L35 211L30 210V211H26L24 213L25 214H30L32 212H36ZM20 211H22V210H20ZM39 211L43 212L40 209H39ZM39 211H37V212H39ZM124 211H126V210H124ZM127 211H129V209H127ZM4 212H7V211L5 210ZM19 212L17 211L16 213H19ZM38 214H40V212ZM43 214L44 213H42V214H40L38 216H35V217L20 214V216L16 215L15 217H12V219L17 221V222L15 221L16 224L20 221L19 224H17V226L20 225V226H18L19 228H21V225H24V228H26L25 225L30 224L31 221L33 220V219H29L28 220V218H35L36 220H45V221L49 220L50 221L52 219V217H53V215L51 216L52 213L48 212V211L46 213L47 215H43ZM251 220H252L253 224L252 223L248 224V221L250 222ZM218 221L221 222V225L219 224L218 227L214 228V226H215L214 224L215 223L218 224ZM20 223H22V224H20ZM78 223H80V224H78ZM206 223H208V224H206ZM204 224H206V226H204ZM13 226H15V225H13ZM254 226H257V227H254ZM28 227L26 229H28ZM48 228L50 229V227H47V229ZM58 228L60 230H64V231L59 232ZM93 229L94 230L98 229V231H93ZM73 230H75L76 232H74ZM77 230L79 232H77ZM12 232H14V230ZM19 232H20V230H19ZM78 233H83V234L89 235L88 239H83L84 235L82 234L83 237H81V235L80 234L78 235ZM258 233L259 234L261 233V234L258 235ZM2 235H3V233H2ZM9 235H11V234H9ZM87 235H85V236H87ZM6 236H8V234H6ZM6 236L3 237V238L6 239L5 241H7V239L9 240V237H10L9 236V237L6 238ZM15 236L17 237L16 234H15ZM12 237H14V234H13ZM253 237H251V238H253ZM14 238H13V240H14ZM182 238L183 239L186 238L187 241L186 242H181L180 239L182 240ZM231 238H234V236L230 237L229 239H231ZM235 238L233 239L234 241H236ZM223 239H224L225 242L223 241ZM13 240L11 238V241H13ZM5 241H4V243H6ZM231 241H232V239H231ZM234 241L232 243L230 242L231 244H228L229 246L227 245V247L230 248V249H233L230 246H233L235 244ZM97 243H99V244H97ZM94 244H96V245H94ZM263 244H264V242H263ZM2 245H3V243L0 244V248L4 249L8 244L7 243L4 244L3 245L4 247ZM86 245H91L92 248L90 246H86ZM97 245L102 250V252L98 251L100 249L97 247ZM10 247H12V246H10ZM242 248L243 249H239L238 251H236V253H235L236 255L232 254L227 259H223V258L219 259L218 258L219 260L217 262H215V263L216 264H264V245H260L259 244V246L255 245V246H249V247H246V248L242 247ZM51 250H54V252H52ZM50 251L52 253H50ZM105 251H108V253H106ZM100 254L101 255L103 254L105 257L103 256V258H102V256H100ZM1 255H2V250L0 249V256ZM92 256L94 258H92ZM4 257L2 256V258H4ZM116 257L118 259H116ZM190 257H191L192 260L189 259ZM200 257H198V258H200ZM78 261H80V262H78Z\"/></svg>",
  "mask_w": 264,
  "mask_h": 264
}]
</instances>
